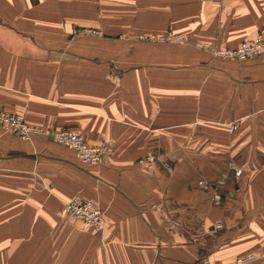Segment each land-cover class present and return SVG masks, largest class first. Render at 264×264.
<instances>
[{"label": "crops", "instance_id": "1", "mask_svg": "<svg viewBox=\"0 0 264 264\" xmlns=\"http://www.w3.org/2000/svg\"><path fill=\"white\" fill-rule=\"evenodd\" d=\"M263 27L264 0H0V112L113 149L0 128V264H264V56L215 55Z\"/></svg>", "mask_w": 264, "mask_h": 264}, {"label": "built area", "instance_id": "2", "mask_svg": "<svg viewBox=\"0 0 264 264\" xmlns=\"http://www.w3.org/2000/svg\"><path fill=\"white\" fill-rule=\"evenodd\" d=\"M177 39L182 40V37L180 36ZM215 55L232 61H247L264 56V27L259 31L258 36L254 40L244 41L233 49H218L215 51ZM0 128L4 132L14 134L24 140L30 139L35 134L43 133L51 137L59 145L74 151L83 164L92 166L101 165L113 150L110 143L94 146L89 144L85 136L79 132L70 129H61L58 131L42 130L28 124L23 116L4 111L0 112ZM235 171L236 177H240L242 170L237 168ZM199 184L204 188L210 187L204 181H201ZM215 199L217 202H220V195L216 194ZM65 210L68 215L77 219L84 229L93 230L97 234H103L105 232V213L93 201L75 196L67 201ZM221 227V223L217 224V228ZM256 261L257 258L255 255H249L226 264H255ZM198 264H209V262L202 260Z\"/></svg>", "mask_w": 264, "mask_h": 264}, {"label": "rangeland", "instance_id": "3", "mask_svg": "<svg viewBox=\"0 0 264 264\" xmlns=\"http://www.w3.org/2000/svg\"><path fill=\"white\" fill-rule=\"evenodd\" d=\"M93 35L100 36L102 35L100 32H92ZM180 37V35H173V34H168V35H140V36H130L127 40H138L141 42H152V43H157V44H178L181 43L182 40H178L177 38Z\"/></svg>", "mask_w": 264, "mask_h": 264}]
</instances>
